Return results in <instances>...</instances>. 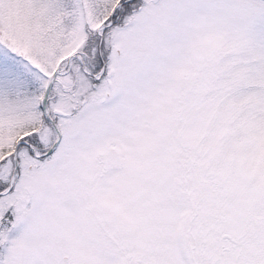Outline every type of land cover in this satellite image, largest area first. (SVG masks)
I'll return each instance as SVG.
<instances>
[{"label": "snow or ice", "instance_id": "snow-or-ice-1", "mask_svg": "<svg viewBox=\"0 0 264 264\" xmlns=\"http://www.w3.org/2000/svg\"><path fill=\"white\" fill-rule=\"evenodd\" d=\"M0 264H264V0H0Z\"/></svg>", "mask_w": 264, "mask_h": 264}]
</instances>
